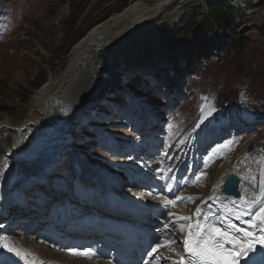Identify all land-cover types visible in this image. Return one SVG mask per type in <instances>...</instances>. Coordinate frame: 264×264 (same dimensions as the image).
Returning a JSON list of instances; mask_svg holds the SVG:
<instances>
[{
	"label": "rangeland",
	"instance_id": "obj_1",
	"mask_svg": "<svg viewBox=\"0 0 264 264\" xmlns=\"http://www.w3.org/2000/svg\"><path fill=\"white\" fill-rule=\"evenodd\" d=\"M133 1L0 0V113L20 125L29 116L35 91L45 84L51 70L57 72L66 66L76 42ZM214 5L220 18L212 16ZM178 12L184 15L181 23L176 20ZM263 28L264 0H252L247 14L240 13L232 0H188L169 9L155 26L153 40L148 36L139 41L137 47L145 65L133 67L132 59L126 55L130 67L126 69L121 64L114 80L108 74L112 65L105 63L101 67L96 81L112 82L108 95L83 112L78 123L73 122L74 129L83 126L80 134L73 135L72 126L71 131L65 128L71 141L61 139L60 154L50 176L41 172L29 176L32 181L26 191L33 189L30 200L48 205V199L58 189L67 188L70 193L75 181L81 182L84 189L92 188L89 176L93 172L122 181L125 175L120 164L126 161L133 172L135 164L142 165L140 159L151 161L155 154L153 149L150 153L151 140L165 152H181L187 163L200 160L197 173L202 175L217 165L226 166L229 158L246 148L255 161L246 177L247 191L253 189L257 196L264 182ZM157 44L166 56L160 64L152 61ZM72 94L66 93L59 102L65 112L60 117L66 116L69 124L74 120L70 113L77 107L72 109L76 104ZM53 118L58 117L47 119V123ZM14 133L15 130L2 129L0 148H10ZM61 134L65 138L63 132L56 133L38 148H32L27 159L19 158L21 163L35 158L50 162L53 155L48 158L47 146ZM31 135L32 140L42 136ZM149 164L138 170L152 175L156 166L154 162ZM47 175V185L40 186ZM132 184L122 186L124 195H145L142 191H128L127 186ZM27 199L26 193L25 198L14 202Z\"/></svg>",
	"mask_w": 264,
	"mask_h": 264
},
{
	"label": "bare ground",
	"instance_id": "obj_2",
	"mask_svg": "<svg viewBox=\"0 0 264 264\" xmlns=\"http://www.w3.org/2000/svg\"><path fill=\"white\" fill-rule=\"evenodd\" d=\"M152 1L155 3L151 4L144 0H134L133 3L124 10L112 14L108 19L94 26L85 36L79 39L69 52L66 66L57 72L51 70L45 84L35 91L31 98L29 116L20 125L13 124L7 114L0 113V132H2V129L6 128L15 130L14 139L12 144H10V148L8 150L0 148V169H4L3 176L0 177V179H5L11 182V184L13 181V183L16 184L25 177V169L28 166V169H26L28 170L27 172L30 171V173H32L38 171L43 166L45 159L38 160L35 158L30 163H28L27 160L21 163L19 158L27 159L32 148H38L51 135L60 132L65 133V128L71 131V126L72 129H74V127H76L74 123H78L83 112L93 108L96 103H99V101L108 95L112 87V82L96 81L97 74L105 63H110V66L112 65V71L108 72L112 79L119 76L120 72L118 67H120L121 64L126 69L130 67V62L127 61L128 57H126V55L132 59L133 67L145 65L146 62L143 61L142 54L137 47L139 41L148 36L151 39V35L154 34L155 26L161 23V20L164 19L168 10L188 0ZM232 1L237 6L240 13H249L252 0ZM176 15L178 17L176 20H179L181 23V19L184 15H180L179 12ZM165 58V52L161 51L159 49V44H157L155 57L152 61H158L160 64ZM124 68L121 69L126 71ZM110 81L112 80L110 79ZM71 92H73L72 95L76 100V104L72 106V109L77 107L70 113V116H73L74 120L69 124L66 116L60 117L65 115V112L59 108V102L62 96L64 97L66 93ZM97 92L98 94H95ZM51 117L58 118H53L47 123V119ZM204 118H208L207 113ZM82 130L83 126L79 125L73 130V135L77 134V132L80 134ZM31 133L33 135L42 134V136L37 140H32ZM60 136L56 141L52 142L51 145L47 146L46 151L49 153L48 158L57 153L62 147L61 139L63 136L62 134ZM14 159H16L15 162L12 161ZM155 161H157L154 162L156 167L152 168V171L156 176L164 174V172L159 171L161 169L168 170L171 168L172 170V168L176 166L178 170H181V168L184 167L183 163H186L185 155L178 151L175 152L174 156L173 154L171 156L169 154V157L162 155ZM254 163V159L249 157V151H247L246 148L238 151L229 158L226 166L217 165L211 168L210 171L204 173L205 176H203L198 184L193 183L190 187L185 189L182 194L174 199V201H183V205H178L168 211L175 215L192 217L194 209L199 206H205L207 204L214 205L217 204L215 201L229 199L223 189L226 177L231 173L237 174L243 178L241 187L242 195L245 199L250 200L255 194L253 189L251 190L249 188L247 191L249 183L246 184V181H248L246 177L253 170ZM5 165H7V168H4ZM147 174H150V172ZM104 176L110 179L109 175L104 174ZM47 180L46 178V183ZM109 187L111 188L110 191H112L113 184ZM213 194L214 200H208V197L213 196ZM260 195L261 191L257 196ZM188 197H192L193 201H188ZM130 199H134L137 204L146 208L155 204V201L146 194L144 196L142 195L141 198L134 196ZM236 202L239 204V201ZM261 203H264V201ZM229 219L237 228H247L244 218L242 220H237L234 216H230ZM164 220L166 222L169 218L166 217ZM175 231L177 230L174 229L172 232ZM6 239V243L12 246L16 251H19L20 255L16 256L14 253L6 252L7 257L3 260V264H39V262L44 264H103L80 261L64 253L61 254L56 251H51L42 243L37 242L35 236L26 237L22 232L19 233L15 231L12 234L8 232V234H6ZM180 255L181 252L175 248L174 251L167 256V260L176 261L174 259L179 258ZM9 257H11V260Z\"/></svg>",
	"mask_w": 264,
	"mask_h": 264
},
{
	"label": "snow or ice",
	"instance_id": "obj_3",
	"mask_svg": "<svg viewBox=\"0 0 264 264\" xmlns=\"http://www.w3.org/2000/svg\"><path fill=\"white\" fill-rule=\"evenodd\" d=\"M208 114L211 115V112ZM4 168H7V165ZM159 171L164 172L163 176L158 177L164 182L163 188L172 190L171 182H174L176 177L168 175L171 168ZM3 172L4 169H0V177L3 176ZM253 179L255 178L253 177ZM228 183H231V177L224 185L225 192H227ZM152 194L149 192V195ZM187 199L190 202L193 201L192 197ZM238 199L239 204L230 198L215 201L223 209V213L219 216L211 208L205 212L201 207H197L194 213L195 219L191 216H179L167 211L169 206H175V201L165 199L164 211L161 215L168 217L169 220L165 222L164 228L169 232L177 230L174 232V236H179L181 239V245L177 246H182L185 253V255H180L177 261H173V264H264V203H261L264 201V182L261 183L260 196L248 200L243 195H238ZM208 200H214V194L209 196ZM230 216H234L237 220L249 217L244 221L248 227L237 228L235 224L231 223ZM163 243L169 245L167 250L174 251L171 246L175 244V238ZM161 246L162 242L158 239L148 255L157 253ZM0 250H6L7 253H14L16 256L20 255L19 251L5 243L4 237H0ZM66 251L72 256L86 259L94 258L97 255L91 248L83 250L68 248ZM0 264H3V261H0ZM142 264H149V261L144 260Z\"/></svg>",
	"mask_w": 264,
	"mask_h": 264
},
{
	"label": "water",
	"instance_id": "obj_4",
	"mask_svg": "<svg viewBox=\"0 0 264 264\" xmlns=\"http://www.w3.org/2000/svg\"><path fill=\"white\" fill-rule=\"evenodd\" d=\"M48 165H50L49 162L44 163L43 166L41 167V169H39L38 171H34L32 173H30V171L27 172V176H30V175L36 176L37 174H39L42 171V169H45ZM229 177H231V183H228L227 192H225V191L224 192L226 193V195H229L231 197L232 196L238 197V195H240L239 190H240L241 179L238 178L235 174L231 173L227 176L226 183H227Z\"/></svg>",
	"mask_w": 264,
	"mask_h": 264
},
{
	"label": "trees",
	"instance_id": "obj_5",
	"mask_svg": "<svg viewBox=\"0 0 264 264\" xmlns=\"http://www.w3.org/2000/svg\"><path fill=\"white\" fill-rule=\"evenodd\" d=\"M216 5H217V4H216ZM216 5L213 6L215 9L212 11V16H214L213 18H220V17H219L218 8H217ZM195 27H196V26H195ZM195 27H193V29H195ZM263 33H264V28H263Z\"/></svg>",
	"mask_w": 264,
	"mask_h": 264
}]
</instances>
